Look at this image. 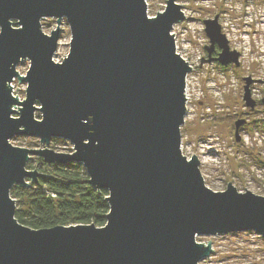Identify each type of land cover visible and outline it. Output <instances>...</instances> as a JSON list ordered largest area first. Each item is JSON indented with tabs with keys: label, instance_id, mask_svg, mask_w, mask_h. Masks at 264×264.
I'll return each mask as SVG.
<instances>
[{
	"label": "water",
	"instance_id": "water-1",
	"mask_svg": "<svg viewBox=\"0 0 264 264\" xmlns=\"http://www.w3.org/2000/svg\"><path fill=\"white\" fill-rule=\"evenodd\" d=\"M148 2L0 0V264H200L214 249L199 236H264V195L239 192L232 182L214 191L198 155L181 150L192 67L177 53L172 29L185 11L167 0L152 17ZM48 18L57 28L46 34ZM64 18L71 49L56 62ZM204 23L208 61L240 66L219 17ZM28 59L22 76L17 67ZM16 78L27 83L24 100L14 95ZM244 81L245 104L256 108L254 79ZM244 123H235L236 138ZM20 135L38 137L43 148L13 145ZM53 139L73 151L52 149ZM32 155L85 166L88 182L109 193L107 224L19 223L11 189L38 180L40 171L27 168Z\"/></svg>",
	"mask_w": 264,
	"mask_h": 264
},
{
	"label": "rangeland",
	"instance_id": "rangeland-1",
	"mask_svg": "<svg viewBox=\"0 0 264 264\" xmlns=\"http://www.w3.org/2000/svg\"><path fill=\"white\" fill-rule=\"evenodd\" d=\"M177 2L183 6L186 16L172 29L177 53L192 67L187 77L188 110L181 127V150L188 158L198 155L205 183L214 191H224L232 182L239 192L249 190L263 196L264 0ZM166 5L167 0H149V16L165 11ZM216 15L231 49L241 53L240 66H223L220 62L208 61L206 47L211 42L204 21ZM56 21L55 18L42 21L46 34L57 28ZM61 28L59 49L53 57L56 62H61L71 49L72 35L65 18ZM29 66L28 59L21 62L17 70L25 76ZM247 76L254 79L251 93L257 102L256 108L248 107L244 101V78ZM12 86L14 95L24 100L27 83L16 78ZM15 109L19 111V107ZM36 113V117L41 119L42 113ZM239 119H244L245 123L240 126L238 140L235 123ZM11 142L18 147L43 148L40 139L34 136H16ZM50 145L60 152L73 150V145L67 140L53 139ZM31 157L27 168L40 171L42 158ZM210 240L214 250L200 264H264V236L255 230L198 237V241L205 244Z\"/></svg>",
	"mask_w": 264,
	"mask_h": 264
},
{
	"label": "trees",
	"instance_id": "trees-1",
	"mask_svg": "<svg viewBox=\"0 0 264 264\" xmlns=\"http://www.w3.org/2000/svg\"><path fill=\"white\" fill-rule=\"evenodd\" d=\"M40 160L43 168L38 180L29 186L15 185L11 189V196L17 201L19 223L33 229L90 223L101 227L107 224L111 210L107 201L109 193L96 190L88 182L85 166L78 162L48 164L44 159Z\"/></svg>",
	"mask_w": 264,
	"mask_h": 264
},
{
	"label": "flooded vegetation",
	"instance_id": "flooded-vegetation-1",
	"mask_svg": "<svg viewBox=\"0 0 264 264\" xmlns=\"http://www.w3.org/2000/svg\"><path fill=\"white\" fill-rule=\"evenodd\" d=\"M218 53V49H216L215 55Z\"/></svg>",
	"mask_w": 264,
	"mask_h": 264
}]
</instances>
